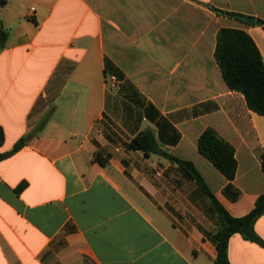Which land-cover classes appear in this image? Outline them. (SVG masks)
<instances>
[{
	"label": "crops",
	"instance_id": "obj_1",
	"mask_svg": "<svg viewBox=\"0 0 264 264\" xmlns=\"http://www.w3.org/2000/svg\"><path fill=\"white\" fill-rule=\"evenodd\" d=\"M257 18L264 0H0V153L27 136L0 161V264H213L215 206L182 166L130 142L151 129L246 215L264 192V115L228 88L214 51L221 27L239 28L264 60ZM206 127L235 149L234 201L199 152ZM254 229L264 240V213ZM227 252L264 264L239 233Z\"/></svg>",
	"mask_w": 264,
	"mask_h": 264
},
{
	"label": "trees",
	"instance_id": "obj_2",
	"mask_svg": "<svg viewBox=\"0 0 264 264\" xmlns=\"http://www.w3.org/2000/svg\"><path fill=\"white\" fill-rule=\"evenodd\" d=\"M209 8L217 15L234 17L246 23L241 18L242 15L237 12L214 6H209ZM256 25L264 30L262 19L257 18ZM5 38V33L0 30V48ZM214 57L228 88L243 94L250 110L264 115V60L251 36L243 29L221 27L216 35ZM3 141L4 133L0 127V146ZM26 141L27 136L21 137L9 151L0 153V161L17 153L24 147ZM130 146L145 154L155 153L167 158L170 162L179 164L208 196L217 213L216 231L213 235L216 258L213 264H230L227 252L228 241L235 233L241 234L245 239L264 248V240L254 229L256 220L264 213V192L257 197L254 207L246 215L233 217L219 204L193 164L161 149L159 138L151 129L139 132L131 140ZM198 149L228 180L223 189L224 194L230 200H236L240 192L232 183L237 169L235 149L232 144L222 138L214 128L206 127L198 137ZM260 165L264 175V148L260 155ZM23 186L24 183L19 186L18 190Z\"/></svg>",
	"mask_w": 264,
	"mask_h": 264
},
{
	"label": "water",
	"instance_id": "obj_3",
	"mask_svg": "<svg viewBox=\"0 0 264 264\" xmlns=\"http://www.w3.org/2000/svg\"><path fill=\"white\" fill-rule=\"evenodd\" d=\"M241 18L247 22H249L250 24H254L255 23V18L254 17H250V16H244L242 15Z\"/></svg>",
	"mask_w": 264,
	"mask_h": 264
}]
</instances>
